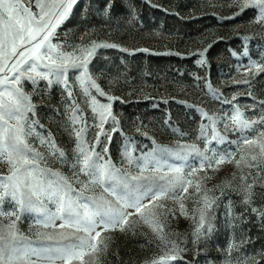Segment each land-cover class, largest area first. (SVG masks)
<instances>
[{"label": "snow or ice", "instance_id": "1", "mask_svg": "<svg viewBox=\"0 0 264 264\" xmlns=\"http://www.w3.org/2000/svg\"><path fill=\"white\" fill-rule=\"evenodd\" d=\"M79 2L50 0L43 3L37 0L39 12L34 13L26 0H0V163L7 165V173H0V218L8 219L6 224L0 220V264H102L101 257L107 253L111 239L102 234L116 230L134 232L132 217H137L151 229L157 246L163 252L146 264H171L184 260L183 254L188 248L182 243L186 244L187 238L183 242L170 240L165 231L168 216L175 213V209H169L163 203L167 199L178 203L181 215L191 216L195 224L191 243L197 246L198 256L202 250L199 246L206 243L216 230V209L221 206L222 198H229L225 215L231 217V221L226 222L235 230L236 224L232 221L236 216L232 212L230 192H236L242 204L247 206L255 203L257 195L264 197V115L258 119L244 118L239 108H234L231 115L225 114L224 129L239 134L236 140H229L217 130V122L221 118L198 109L201 119L208 123L201 125L197 139L203 138L207 143L210 135L220 144L237 145V149L242 144L248 151L239 159H235V151L207 157L195 144L181 145L180 151L157 146L139 158H133L128 151L123 153L129 169L134 166L136 174L117 168L107 155V146L102 152L97 150L104 140L109 143L112 140L104 125L109 120L114 125L118 124L111 103H101L91 91L94 89L99 96H106L89 72L97 45L93 42L91 47H77L66 43L62 48L51 42L58 26L70 18ZM114 6V2L105 0V17L111 16ZM229 6L238 9L234 16L246 10H256L252 22L264 26V0H231ZM130 11L134 13V8ZM69 47L72 51H67ZM203 54L200 53L201 56ZM246 70L250 78L238 83L252 87L255 76L264 73V60L252 61ZM70 73L78 81L91 109L92 124H88L83 109L76 103ZM40 81H47L49 86L61 84L67 93L64 115L67 118L66 130L74 139L71 160L51 132L37 131V127L43 128V125L36 118L32 93L39 91ZM29 83L32 85L31 93L25 90ZM208 88L215 92L211 85ZM113 99L115 97L107 96L108 101ZM222 103L230 102L224 100ZM260 104L264 105V101ZM93 127L97 131L95 143L91 144L86 136ZM117 130L112 128V132ZM32 137L39 140L45 151L29 143ZM192 154L201 158L198 167L189 169L187 163L184 166L169 163V157L187 162ZM49 157L53 163L70 166L79 187H74L61 171L50 167ZM233 162L241 170L238 188L226 181L209 189L206 187L210 179L207 175L195 181L192 179L206 168L218 171L221 165ZM245 167L248 169L246 174L243 172ZM79 175L87 179L81 182ZM235 175L233 173L234 179ZM96 188L101 190L99 194L94 191ZM190 189L194 192L190 193ZM194 196L196 207L189 212L183 200ZM5 204L9 211L4 210ZM49 204L54 205L55 210L50 209ZM251 211L264 223V210L252 207ZM23 213H34L37 228L53 231H37L36 240H32L17 226ZM247 242L242 240L240 245L229 244L224 264H248L249 259L254 260V257L239 255L241 246ZM196 256L185 264H198ZM261 259L264 260V255Z\"/></svg>", "mask_w": 264, "mask_h": 264}, {"label": "rangeland", "instance_id": "2", "mask_svg": "<svg viewBox=\"0 0 264 264\" xmlns=\"http://www.w3.org/2000/svg\"><path fill=\"white\" fill-rule=\"evenodd\" d=\"M26 2L30 3L34 13L39 12L37 0ZM41 2L47 3L50 0ZM109 2H114L115 6L111 10V16L105 17V0H80L70 18L58 26L51 39L53 44L62 48L66 43L77 47H91L93 42L97 45L89 64V72L106 96H99L94 89L91 91L101 103H111L112 113L118 121L114 125L109 120L104 125L112 140L110 143L104 140L102 145L97 146V150L102 152L103 147L107 146V155L112 163L117 168L131 170L133 174H136V169L134 166L129 169L123 156L125 151L130 152L133 158H139L157 146L180 151L181 145L195 144L207 157L225 151H235V159L246 154L248 150L242 144L237 149V145L227 142L220 144L212 140L210 135L207 143L203 138L197 137L200 136L201 125L208 123L201 119L199 110L219 116L221 119L217 122V130L229 140H236L239 134L233 133L231 129H224L225 114L231 115L234 108H239L244 113V118L258 119L264 115V105L260 104V101H264V73L255 76L252 87L238 83L250 78L246 69L252 61L264 60V26L252 22L256 10H246L234 16L238 9L229 6L231 0ZM132 8L134 13L130 11ZM67 51H72V48H67ZM200 53H204L203 56ZM201 60L205 63H199ZM69 75L76 103L83 109L88 124H92L93 114L79 83L72 73ZM208 85L215 92L209 91ZM25 90L31 93L32 85L27 84ZM250 92L252 95H249ZM108 95L115 99L108 101ZM66 97L63 85L53 83L49 86L47 81H40L39 91L32 93L36 104V118L43 125V128L38 126L37 131L44 134L51 132L56 143L71 160L74 139L69 136L65 127ZM224 100L230 103H222ZM67 102L72 103L71 100ZM96 123L99 121L96 120ZM113 127L118 130L112 132ZM96 131V128H90L86 136L91 144L95 143ZM208 131L210 133L211 130ZM29 143L45 151L36 137L30 138ZM200 160L195 154L187 162L169 157V163L180 166L187 163L189 169L191 166L198 167ZM49 166L61 171L74 187H79L70 166L53 163L51 157ZM243 172L246 174L248 169L243 168ZM0 173H7L6 164L0 163ZM233 173L236 174L235 179ZM240 174L241 170L233 162L221 165L218 171L206 168L192 179L195 181L196 178L207 175L210 177L206 182L209 189L226 181L238 188L241 184ZM86 179L79 175L81 182ZM256 190H259V185ZM94 191L99 194L101 190L96 188ZM189 191L193 193L194 189ZM216 194L219 195V192ZM194 199L195 196L183 200L189 212L196 207ZM230 200L232 212L236 216V220L232 221L236 224L235 230L226 222L231 221V217L225 215L229 198H222L221 206L216 209V230L206 243L199 246L202 250L198 256L197 246L191 243V232L195 227L191 216L181 215L177 202L171 199L163 201L167 208L175 209L174 215H169L165 224L168 238L177 242H183L187 238V243H182V246L188 248L183 254L184 260L171 264H185V261L192 260L194 256L198 264H224L229 244L240 245L242 240L249 242L241 246L239 255L254 257V260H248V264H264L261 259L264 255V223L251 211L252 207L264 210L261 207L264 205V197L257 195L255 203L247 206L242 204L241 197L236 192H230ZM48 207L55 210L52 204ZM4 210H10L7 204L4 205ZM241 216L244 217L243 220L240 219ZM34 219V213H23L17 225L32 240H36L37 231H53L37 228ZM0 220L8 223L7 218ZM132 220L135 222L134 232L116 230L102 234L111 238L107 253L101 257L102 264H146L154 257L163 255L151 229L137 217H132ZM149 241L153 243L150 244Z\"/></svg>", "mask_w": 264, "mask_h": 264}]
</instances>
